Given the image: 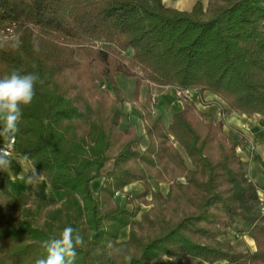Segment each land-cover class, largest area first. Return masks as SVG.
Instances as JSON below:
<instances>
[{"label":"trees","instance_id":"16d2710c","mask_svg":"<svg viewBox=\"0 0 264 264\" xmlns=\"http://www.w3.org/2000/svg\"><path fill=\"white\" fill-rule=\"evenodd\" d=\"M8 28L0 78L18 69L42 80L22 109L15 149L61 199L13 195L0 172V264H36L67 226L83 237L75 264H264L257 187L222 122L180 96L182 109L164 127L148 93L141 147L134 127L119 128L116 82L134 80V101L143 86L178 87L212 92L247 117L264 115V0L196 1L189 10L162 0H0V31ZM145 170L169 185L166 196L150 188ZM134 182L143 191L125 192ZM143 201L151 207L136 222ZM239 219L254 252L218 241Z\"/></svg>","mask_w":264,"mask_h":264},{"label":"crops","instance_id":"0c3cea01","mask_svg":"<svg viewBox=\"0 0 264 264\" xmlns=\"http://www.w3.org/2000/svg\"><path fill=\"white\" fill-rule=\"evenodd\" d=\"M116 80H118V77ZM157 90L158 89H149L148 87L143 86L139 91L137 101L133 100L132 95L131 98L134 106L130 105V109L124 107L123 117L120 121V125L122 124V120L128 122L129 124L126 129L134 127L137 136L142 134L145 141L144 121L141 116L143 114V104L148 93L151 95L157 94ZM191 100L196 108L204 113L207 118L220 120L223 124L224 133L238 142L237 151L243 162L246 177L256 185L258 200H263L264 169L261 162H264V115L254 114L247 117L243 114L233 112L220 98L209 91L198 93V95L194 96ZM182 107V102L176 98L174 91L172 89H167L156 95V103L154 106L150 105L149 110L153 118L159 120L164 127H167L171 122L172 115L180 111ZM3 127L4 122L0 121V130H2ZM11 137H16L15 131L11 133ZM7 141L8 139L0 136V146L7 143ZM8 158L11 161L10 169L6 172H1L8 192L13 195L24 193L30 198H39L53 203L60 201L61 194L51 190L44 176L39 171L36 170L39 173V176L34 183L28 181V177L32 174L34 167L31 165L30 161L23 158L15 148ZM101 182L102 178L93 181L92 189L94 192L98 190ZM161 184L165 183H160L158 185ZM153 190L156 189L153 188ZM124 191L131 195H136L143 191V187L140 183L134 182L127 185L124 188ZM119 194L121 193H118L117 195ZM126 228H128V226L120 231L119 241H125L127 238L128 233ZM218 241L226 243L239 252H254L256 250L254 240L244 232V224L241 219H239L235 226L228 228L226 233L218 238ZM197 264L209 263L203 262ZM211 264L228 263L225 261H219Z\"/></svg>","mask_w":264,"mask_h":264},{"label":"clouds","instance_id":"9594fccd","mask_svg":"<svg viewBox=\"0 0 264 264\" xmlns=\"http://www.w3.org/2000/svg\"><path fill=\"white\" fill-rule=\"evenodd\" d=\"M14 47H18L22 41L14 38ZM37 83H42L38 73H22L14 69L10 74L0 78V121L4 127L0 130V136L11 139V133L19 130V122L22 117V109L30 106L34 96ZM11 161L7 150L0 148V172L10 169ZM39 173L35 168L28 177L30 183L38 179ZM83 245V237L71 226L63 229L59 238H52L44 245L46 258L38 259L36 264H75L78 246Z\"/></svg>","mask_w":264,"mask_h":264},{"label":"rangeland","instance_id":"374dc122","mask_svg":"<svg viewBox=\"0 0 264 264\" xmlns=\"http://www.w3.org/2000/svg\"><path fill=\"white\" fill-rule=\"evenodd\" d=\"M173 3H179L180 4V6L179 7H173V6H168V7H173V8H177V9H179V10H188L189 8H191L192 7V5L196 2V1H201L203 4H204V6H206V3H207V1L208 0H171ZM179 1V2H178ZM188 2V3H187ZM188 5V6H187ZM117 78V77H116ZM133 81V82H132ZM116 82H117V85H118V87H119V89L121 90V95H122V97H123V99H124V102H123V104H122V109H124V107H126V109H130V105L131 106H134V103H133V100H132V95H133V89H134V80L133 79H128V78H125V77H121V76H119L118 77V80H116ZM147 87V86H146ZM154 89H158L157 90V94H159L160 92H162V91H165V90H167V89H164V88H162V89H160V88H154ZM108 91H109V93H110V95H111V97H114V93H113V91L110 89V88H108ZM156 94V95H157ZM132 97V98H131ZM156 103V102H155ZM155 103H153L151 100H150V105H152V106H154L155 105ZM114 107H116V108H119L120 107V105H115ZM142 113H144V109H143V112ZM143 115V114H142ZM141 115V116H142ZM123 117V116H122ZM153 117V116H152ZM122 119V118H121ZM142 120H143V118H142ZM144 121V120H143ZM128 122H125L124 120H122V124L121 125H119V128L121 129V130H125L127 127H128ZM139 130V129H138ZM138 137V141H139V143H140V145H141V147H143V146H145V144H146V141H145V139H144V137L142 136V134H140V136H137ZM146 171V175H147V178H148V182H149V185H150V188L153 190V188L154 189H156V190H154V191H156V192H160V193H162L164 196H166L167 194H168V189H169V187H168V185L165 183V184H161V185H157L154 181H153V179H152V177H151V175H150V173H149V171L148 170H145ZM143 187V186H142ZM142 192V191H141ZM140 192V193H141ZM150 199V196L149 195H147L146 196V198H145V201H148ZM115 201L120 205V207L121 208H123V209H127V210H129V211H131L132 210V208H133V206H132V204H129V203H127L126 202V197H125V194H123V193H121V194H119V195H115ZM261 206H264V194H263V200H258V202H257V204L253 207L254 209V211H256V212H259V213H261V211H260V207ZM151 206L150 205H147L144 201L143 202H140V212L138 213V215L134 218V220L136 221V222H138L139 220H140V214L142 213V212H146L149 208H150ZM126 231H127V233H128V235H127V238L125 239V241H127L128 240V238H129V233H130V227H128V228H126ZM121 242H122V240H120ZM231 247V246H230ZM169 262H171L170 260H168ZM197 263H199V262H196V261H193V260H187L186 262H185V264H197Z\"/></svg>","mask_w":264,"mask_h":264},{"label":"built area","instance_id":"2783aa9c","mask_svg":"<svg viewBox=\"0 0 264 264\" xmlns=\"http://www.w3.org/2000/svg\"><path fill=\"white\" fill-rule=\"evenodd\" d=\"M11 35H12V30L10 28H8L7 30H4V31H0V38L1 37L2 38H8ZM153 88H159V87L153 86ZM164 89H172L174 91L176 98H179L180 96H184V97H187L191 100L194 96L198 95V92L196 89H182V88H178V87H170V88H164ZM150 100L153 103H155L156 102V94H152ZM15 143H16L15 137H11V139L8 140L7 143L1 145L0 148H5L7 150V155L9 156L12 153L13 149L15 148ZM260 211L262 214L264 213V206L260 207Z\"/></svg>","mask_w":264,"mask_h":264},{"label":"bare ground","instance_id":"6f19581e","mask_svg":"<svg viewBox=\"0 0 264 264\" xmlns=\"http://www.w3.org/2000/svg\"><path fill=\"white\" fill-rule=\"evenodd\" d=\"M163 3L166 5V6H173V7H179L180 4L179 3H173L171 0H162ZM179 2V1H178ZM188 3V2H187ZM188 6V5H187Z\"/></svg>","mask_w":264,"mask_h":264}]
</instances>
